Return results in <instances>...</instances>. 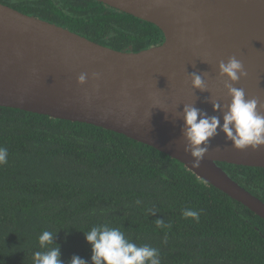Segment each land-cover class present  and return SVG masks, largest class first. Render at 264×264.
<instances>
[{
	"label": "trees",
	"instance_id": "trees-1",
	"mask_svg": "<svg viewBox=\"0 0 264 264\" xmlns=\"http://www.w3.org/2000/svg\"><path fill=\"white\" fill-rule=\"evenodd\" d=\"M0 2L115 50L139 51L162 36L96 0ZM0 147L8 150L0 165V264H34L35 252L59 246L64 264L73 255L92 264L84 232L100 224L159 249L161 264H264V220L151 146L0 106ZM216 164L264 202V168ZM185 209L199 220L184 217ZM43 231L55 242L41 248Z\"/></svg>",
	"mask_w": 264,
	"mask_h": 264
},
{
	"label": "water",
	"instance_id": "water-1",
	"mask_svg": "<svg viewBox=\"0 0 264 264\" xmlns=\"http://www.w3.org/2000/svg\"><path fill=\"white\" fill-rule=\"evenodd\" d=\"M96 1L155 25L163 42L115 50L0 2V106L92 124L151 146L264 220V202L216 164L264 168V146L237 149L218 127L193 167L183 131L186 105L223 123L231 102L226 82L264 104V0ZM233 56L247 73L237 82L219 68ZM193 73L203 90L193 87Z\"/></svg>",
	"mask_w": 264,
	"mask_h": 264
},
{
	"label": "clouds",
	"instance_id": "clouds-1",
	"mask_svg": "<svg viewBox=\"0 0 264 264\" xmlns=\"http://www.w3.org/2000/svg\"><path fill=\"white\" fill-rule=\"evenodd\" d=\"M219 68L221 75H226L231 82H237L242 76L247 75L241 61L234 56L230 57L227 63L221 62ZM78 79L83 82L85 76L82 74ZM192 85L202 90L205 88L203 78L196 73L192 74ZM225 87L231 102L226 106L222 124L219 117H209L194 106H185L183 131L188 141L185 150L190 151L194 157L193 167L200 166L208 151L210 139L218 134V127L237 149L250 146L255 150L264 146V113L261 112L264 104H260L256 98L246 99L244 90L234 87L233 83L226 82ZM214 108H220V105L214 104ZM7 159V148L0 147V165L6 164ZM183 215L199 220L197 211L185 209ZM156 224L158 227H165L161 219H157ZM84 235L86 242L91 245L92 264H161L159 249L147 244L138 246L128 240L119 228L109 227L108 224L94 225L89 231L84 232ZM38 239L41 248L55 242V236L50 231H43ZM60 257L59 246L46 252H35L33 260L34 264H64ZM70 264H88V261L73 255Z\"/></svg>",
	"mask_w": 264,
	"mask_h": 264
},
{
	"label": "flooded vegetation",
	"instance_id": "flooded-vegetation-1",
	"mask_svg": "<svg viewBox=\"0 0 264 264\" xmlns=\"http://www.w3.org/2000/svg\"><path fill=\"white\" fill-rule=\"evenodd\" d=\"M163 40H164V37H163V34H162V36H159L158 38H157V41H156V45L157 44H160V43H162L163 42Z\"/></svg>",
	"mask_w": 264,
	"mask_h": 264
}]
</instances>
